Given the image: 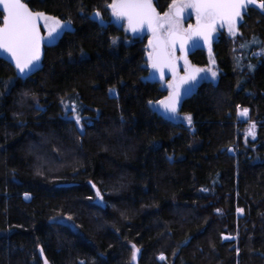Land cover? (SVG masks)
<instances>
[{
	"label": "trees",
	"instance_id": "16d2710c",
	"mask_svg": "<svg viewBox=\"0 0 264 264\" xmlns=\"http://www.w3.org/2000/svg\"><path fill=\"white\" fill-rule=\"evenodd\" d=\"M23 1L72 30L33 74L0 58V264H135L133 246L136 264H264V9L218 33L186 125L155 110L148 36L114 23L112 0Z\"/></svg>",
	"mask_w": 264,
	"mask_h": 264
},
{
	"label": "snow or ice",
	"instance_id": "6c2138e0",
	"mask_svg": "<svg viewBox=\"0 0 264 264\" xmlns=\"http://www.w3.org/2000/svg\"><path fill=\"white\" fill-rule=\"evenodd\" d=\"M257 3L261 9H264V0H172L169 11L164 12L163 15L157 12L152 0H112L108 7L117 18H127L128 26L132 31H136L145 24L148 26L153 33V40L149 41L153 51L148 54L152 68L157 69L163 77V70L168 67L176 77V58L173 50L177 41L180 42L181 50L192 36H203L207 42L217 20L227 22L229 31H232L236 19L241 16V10L246 4L256 5ZM0 7L3 10L2 25H0V50L11 55L20 73L30 71L34 62L40 59L43 40L40 33L41 21L44 22L50 39H55L65 29H70V22H62L59 18L44 12H34L23 0H0ZM185 8L195 9L197 18V24L189 25L188 29H184L180 23ZM94 16L100 18L101 14L96 11ZM185 63L187 64L186 57ZM200 71L203 70L191 69L186 76L170 82L169 96L156 103L161 105L167 113L175 114L181 99L180 85L188 80H194L195 73ZM215 75L216 73L212 72V76ZM111 91L114 90L110 89ZM148 103L151 105L153 102L148 101ZM71 111L76 110L73 107ZM240 115L247 116L248 109H243ZM74 118L76 123L80 124L81 117L77 114ZM185 119L189 124L192 123L190 114ZM254 128L253 124L249 129L252 135H255ZM96 195H101L99 190ZM238 211L242 210L238 209ZM137 252L138 249L133 246V259L136 258ZM160 259L163 260L165 257L161 255ZM45 264H48L46 259Z\"/></svg>",
	"mask_w": 264,
	"mask_h": 264
},
{
	"label": "water",
	"instance_id": "95a60500",
	"mask_svg": "<svg viewBox=\"0 0 264 264\" xmlns=\"http://www.w3.org/2000/svg\"><path fill=\"white\" fill-rule=\"evenodd\" d=\"M152 3H153V6L156 8L157 12H159L157 7H156V5H155V3H154V0H152ZM251 5L252 4H246V6L241 10V16L236 19V23L235 24L238 25L240 23L243 15L246 13L247 7L251 6ZM256 5L259 6L258 3ZM29 9H30V7H29ZM30 10H32V9H30ZM193 10H194V14H195V23L192 26H195L197 24V18H196L195 9H193ZM32 11H34V10H32ZM0 12L3 14L2 7H0ZM34 12H36V11H34ZM183 17H184V12L181 15V18H183ZM122 19L125 21L126 30H127V32L130 35L135 36V37L148 36L149 41L153 40V33L148 28V26L146 24L143 25L142 27L138 28L136 31H132L129 28V26H128L127 18H122ZM42 22L43 21L40 22V33H41V36L43 37L42 28H41ZM65 23H67V22H65ZM224 24H228V23L225 22V21L217 20V22L213 26V30L211 31L207 42L205 41L203 36H192L184 44L183 50H181L180 42L177 41V43H176V45L174 47V50H173V54H174V56L176 58V61H175V64H176V67H175L176 77H174L173 71L170 68H168V67L164 68V70H163L164 71V75H163V77H161L160 72L157 69L152 68L151 63L149 61V55H147L148 66H149V78H151L152 80L157 81L159 83H161L162 81H165L167 79H169L171 82H174L175 79H178L179 77H184L187 74H189L191 72V69H194V68L203 70V71H200L198 73H195V77L196 78L194 80H188L185 83L180 85L181 99H180V104L178 105V108H177V112L175 114L167 113L161 105H159L158 103H155L154 108L160 115H162V116H164L166 118H171L174 115H176L180 111L182 103L195 92L197 86L201 82L207 80L208 73H207V70H206V66H201V65H197V64L191 63V61L189 59V56L196 50H199V49L206 50L207 48H211L212 45H213V42L217 38V33H218L217 30L221 26H223ZM0 25H2V21H1ZM65 30L71 31L72 30L71 26H70V29H65ZM43 46H44V44H43V40H42L40 59L38 61L34 62V65L31 67L30 71H26L25 73H20L18 71V69L15 66V61L13 60V58L11 57V55L9 53H7V52H5L3 50H0V58H2L5 61L9 62L15 68V70H16V72H17V74L19 76L25 77L27 75L33 74L36 70L39 69V67L41 65L42 58H43V48H44ZM149 46H150V49H151L150 52H152L153 51V47L150 44H149ZM185 57L187 59V64L185 63ZM179 68L183 69V73H180ZM170 91H171V89L169 88V90L166 93V95L163 96L158 101L163 100L165 97L169 96Z\"/></svg>",
	"mask_w": 264,
	"mask_h": 264
},
{
	"label": "rangeland",
	"instance_id": "374dc122",
	"mask_svg": "<svg viewBox=\"0 0 264 264\" xmlns=\"http://www.w3.org/2000/svg\"><path fill=\"white\" fill-rule=\"evenodd\" d=\"M167 11H169V6H168V8L166 10H164L163 12H160V14L163 15V13L167 12ZM112 21L114 23H116L117 25H119V26H121L123 28H126V23H125V21L122 18H117L116 16H112ZM41 28H42V33H43V44H50V43H53V42H55L57 40L58 36H56L55 39H50L49 38L47 29L44 26V22H42ZM221 30L225 31L227 33V35H229L230 37H235L239 33V28H238L237 24H235V27H234V29L232 31H229V25L228 24H224L223 26H221ZM148 41H149V39H148ZM150 51H151V49L149 50V52ZM205 52H206V56H207V64H206V69H207V72H208L207 80H210L212 82H216V80L218 78V75H219V72H220V69H219V67H218V65L216 63L215 56H214V53L211 50V48H207L205 50ZM212 72H215L216 75L212 76ZM160 86H161V88L166 89L167 92H168V90H169L168 82L162 81L160 83ZM187 115H189V114L178 112L176 115L171 117V119L174 120V121L183 122L186 125H190L187 122V120L185 119V117ZM244 117H246V116H242V118H244ZM253 124L255 125V128H254L255 135H252V134L249 133V129H250V127ZM255 137H256V124L254 122H252V121L248 122L245 125L244 138L245 139H254ZM136 257H137V253H136ZM134 263L136 264V258L134 259Z\"/></svg>",
	"mask_w": 264,
	"mask_h": 264
},
{
	"label": "flooded vegetation",
	"instance_id": "af4514ba",
	"mask_svg": "<svg viewBox=\"0 0 264 264\" xmlns=\"http://www.w3.org/2000/svg\"><path fill=\"white\" fill-rule=\"evenodd\" d=\"M183 12H184V17L183 18H180V23H181V25H182V27L184 29H188L189 25L192 26L195 23L194 10L192 8H185ZM217 31L219 33L221 31V27ZM218 33H217V35H218ZM191 63H193V62H191ZM179 71H180V73H183V69L182 68H179ZM165 81L168 82V84L171 82L169 79H167Z\"/></svg>",
	"mask_w": 264,
	"mask_h": 264
}]
</instances>
